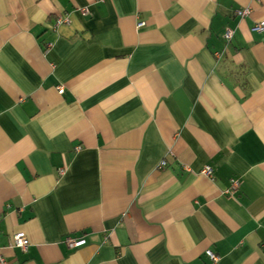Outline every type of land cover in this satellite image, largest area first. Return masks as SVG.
Instances as JSON below:
<instances>
[{
    "label": "crops",
    "instance_id": "obj_1",
    "mask_svg": "<svg viewBox=\"0 0 264 264\" xmlns=\"http://www.w3.org/2000/svg\"><path fill=\"white\" fill-rule=\"evenodd\" d=\"M263 20L264 0H0L7 263L264 264Z\"/></svg>",
    "mask_w": 264,
    "mask_h": 264
},
{
    "label": "built area",
    "instance_id": "obj_2",
    "mask_svg": "<svg viewBox=\"0 0 264 264\" xmlns=\"http://www.w3.org/2000/svg\"><path fill=\"white\" fill-rule=\"evenodd\" d=\"M248 13H249L248 10H243V12H241L240 14L241 16L245 17L248 15ZM67 23H69V20L67 18H60L57 21V25L67 24ZM254 30L257 32L263 33L264 32V20L256 24V26L254 27ZM232 36H233L232 31H228L225 35V38L227 41H230ZM58 91H59V94L61 95L64 93L63 88H59ZM187 172L190 173V171H187ZM202 174L207 177H212V169L210 167H206L202 170ZM65 243L67 247H69L70 249H77V248H81L86 245V241L84 239H76V238H68L65 241ZM13 247L21 250L23 253L28 252L29 242H28V239L25 233H17L16 235H14ZM206 256L210 258L213 262L218 261V257L210 250L206 251ZM0 264H8L4 255H2L1 250H0Z\"/></svg>",
    "mask_w": 264,
    "mask_h": 264
}]
</instances>
